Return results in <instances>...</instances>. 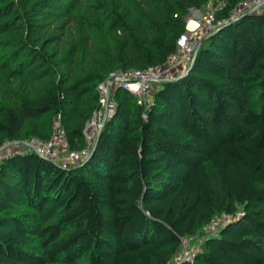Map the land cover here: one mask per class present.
Here are the masks:
<instances>
[{
    "label": "trees",
    "instance_id": "obj_1",
    "mask_svg": "<svg viewBox=\"0 0 264 264\" xmlns=\"http://www.w3.org/2000/svg\"><path fill=\"white\" fill-rule=\"evenodd\" d=\"M209 1L0 0V148L50 139L56 119L84 147L99 83L165 63ZM191 64L149 106L119 87L81 163L10 153L0 264H173L203 235L178 264H264V12L221 26Z\"/></svg>",
    "mask_w": 264,
    "mask_h": 264
},
{
    "label": "built area",
    "instance_id": "obj_2",
    "mask_svg": "<svg viewBox=\"0 0 264 264\" xmlns=\"http://www.w3.org/2000/svg\"><path fill=\"white\" fill-rule=\"evenodd\" d=\"M195 10L197 16H189L187 29L179 37L176 51L168 57L165 63L150 65L144 69L118 70L99 83V107L84 130L86 139L84 147L81 149L70 147L65 131L60 124H57L58 130L55 129L50 139L44 140L31 137L24 141L7 143L0 148V165L10 153L21 150H13L14 146L27 151L33 150L64 169L83 162L90 156L106 120L113 115L116 109L115 92L119 87L133 93L139 103L149 106L161 83L178 79L185 74L206 37L213 34L221 26L238 20L246 14L264 12V0H237L234 3H232V0H210L205 11ZM225 12L226 15H222ZM6 148H8L7 151ZM4 152L5 154H3ZM230 218L231 216L223 213L213 219L204 231L215 233L222 224L228 223ZM203 236L199 237L200 240L195 239L198 240V243H194L195 240L184 238L182 240V251L175 257L173 264H178L182 259L192 260L195 252L200 248Z\"/></svg>",
    "mask_w": 264,
    "mask_h": 264
},
{
    "label": "rangeland",
    "instance_id": "obj_3",
    "mask_svg": "<svg viewBox=\"0 0 264 264\" xmlns=\"http://www.w3.org/2000/svg\"><path fill=\"white\" fill-rule=\"evenodd\" d=\"M203 13V12H202ZM199 14H201L200 12H199ZM190 16L191 17H196L197 16V13H196V10H192L191 12H190ZM57 124H60V122H59V119H56V122H55V125H54V127H53V130H52V134L54 133V131H55V129H56V131L58 130L57 128ZM56 126V127H55ZM21 147V146H20ZM15 149H23V148H18L17 146H14L13 147V150H15ZM5 150V149H4ZM8 150V148H6V151ZM3 154H5V152L3 153Z\"/></svg>",
    "mask_w": 264,
    "mask_h": 264
},
{
    "label": "water",
    "instance_id": "obj_4",
    "mask_svg": "<svg viewBox=\"0 0 264 264\" xmlns=\"http://www.w3.org/2000/svg\"><path fill=\"white\" fill-rule=\"evenodd\" d=\"M217 30H219V29H217ZM194 61H195V59H194ZM194 61H193V63H194ZM193 63H192V64H193ZM192 64H191V65H192ZM189 68H191V66H190ZM99 136H100V134L98 135L97 141L99 140ZM97 141H96V143H97Z\"/></svg>",
    "mask_w": 264,
    "mask_h": 264
},
{
    "label": "clouds",
    "instance_id": "obj_5",
    "mask_svg": "<svg viewBox=\"0 0 264 264\" xmlns=\"http://www.w3.org/2000/svg\"><path fill=\"white\" fill-rule=\"evenodd\" d=\"M98 138V137H97ZM97 141V140H96Z\"/></svg>",
    "mask_w": 264,
    "mask_h": 264
}]
</instances>
